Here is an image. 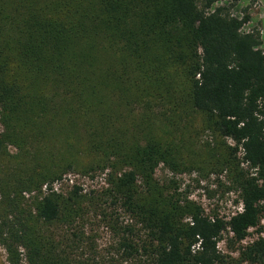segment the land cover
I'll list each match as a JSON object with an SVG mask.
<instances>
[{
  "label": "trees",
  "instance_id": "trees-1",
  "mask_svg": "<svg viewBox=\"0 0 264 264\" xmlns=\"http://www.w3.org/2000/svg\"><path fill=\"white\" fill-rule=\"evenodd\" d=\"M220 1L0 0V157L12 180L11 192L0 187V245L9 264H84L60 230L82 216L85 196L53 186L71 172L106 173L134 222L120 245L137 264H264L261 230L247 240L264 218L262 35L244 32L250 15ZM206 131L215 144L198 146ZM161 164L227 171L242 210L207 215L159 182ZM135 226L145 238H133ZM225 231L240 244L236 257L219 247Z\"/></svg>",
  "mask_w": 264,
  "mask_h": 264
},
{
  "label": "rangeland",
  "instance_id": "rangeland-1",
  "mask_svg": "<svg viewBox=\"0 0 264 264\" xmlns=\"http://www.w3.org/2000/svg\"><path fill=\"white\" fill-rule=\"evenodd\" d=\"M216 5H230L231 11L239 16L248 13L250 21L244 25L243 30L244 32L260 30L262 47H264V0H222ZM196 141L199 143L198 146L206 142L215 144L214 136L210 131L200 132ZM228 142L234 143L231 139ZM8 150L11 154L16 152L14 147H9ZM183 156L195 161V156L187 150L184 151ZM239 156H242V152H239ZM7 160V157H0V177L3 179L0 187L9 193L12 180L8 179V173L5 172V165L9 164ZM242 167L250 168L247 163H242ZM181 169L176 171L161 164L156 170L155 177L161 184L171 186V191L178 188L183 197L187 196L188 199L200 204L209 216L217 214L229 220L235 213L242 210L241 192L235 188L227 171L217 173L209 172L207 169ZM75 185L81 188L80 194L84 195L85 199L82 206L83 214L76 224L73 227H62L63 230H60L65 237L64 247L67 252L72 253L73 257L80 259L84 264H137V256L133 259L127 258V252L120 245L124 237H132L125 229L134 222L121 203L113 202V198L107 191L110 185L106 173L94 172L84 175L71 172L53 184L55 190L64 196H67ZM46 190L47 186H44L42 192ZM132 229L136 233L133 237L136 241H139L141 237L145 238L140 226ZM259 230L264 236V218L257 228L250 230L251 235L247 240L257 237ZM232 240V233L225 231L219 247L225 253L236 257L240 244H234ZM140 254H143L142 250ZM0 264H9L7 253L1 245Z\"/></svg>",
  "mask_w": 264,
  "mask_h": 264
},
{
  "label": "built area",
  "instance_id": "built-area-1",
  "mask_svg": "<svg viewBox=\"0 0 264 264\" xmlns=\"http://www.w3.org/2000/svg\"><path fill=\"white\" fill-rule=\"evenodd\" d=\"M243 205V204H242ZM242 208H243V206H242ZM236 214V213H235Z\"/></svg>",
  "mask_w": 264,
  "mask_h": 264
}]
</instances>
